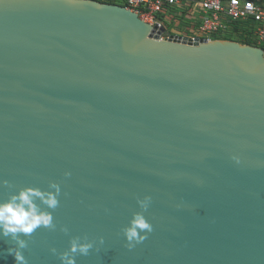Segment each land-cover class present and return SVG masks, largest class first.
Listing matches in <instances>:
<instances>
[{
    "label": "water",
    "instance_id": "1",
    "mask_svg": "<svg viewBox=\"0 0 264 264\" xmlns=\"http://www.w3.org/2000/svg\"><path fill=\"white\" fill-rule=\"evenodd\" d=\"M163 32L112 2L0 0V200L61 187L28 264H60L71 236L105 241L76 264H264L263 51ZM145 195L153 230L129 250Z\"/></svg>",
    "mask_w": 264,
    "mask_h": 264
},
{
    "label": "clouds",
    "instance_id": "2",
    "mask_svg": "<svg viewBox=\"0 0 264 264\" xmlns=\"http://www.w3.org/2000/svg\"><path fill=\"white\" fill-rule=\"evenodd\" d=\"M230 159L236 164L240 163L238 155H232ZM63 175L68 177L71 173L65 171ZM0 186L13 187L7 180H0ZM60 196L59 183L51 181L46 189L24 186L15 192H9L6 199L0 200V240H5L11 245L5 251L14 258L15 264H28L24 254L28 248L26 238L31 237L38 229L57 230L58 225L53 213L59 207ZM151 199L148 195L138 197L136 204L140 211L132 212L127 225L120 230L125 239V247L129 250L142 243L153 230L144 215L151 204ZM59 231L67 235L69 229L65 225H59ZM104 242L103 236H98L95 240L87 236H71L67 249L57 252L56 248L50 247L49 252L58 257L60 264H76L77 255L87 256L94 248L99 251Z\"/></svg>",
    "mask_w": 264,
    "mask_h": 264
},
{
    "label": "built area",
    "instance_id": "3",
    "mask_svg": "<svg viewBox=\"0 0 264 264\" xmlns=\"http://www.w3.org/2000/svg\"><path fill=\"white\" fill-rule=\"evenodd\" d=\"M151 25L165 27L160 38H166V23L184 17L191 32L187 37L228 39L231 35L252 41L264 55V3L260 0H116ZM166 22V23H165ZM162 35H165L163 37ZM181 35L182 34H177ZM233 40V39H232Z\"/></svg>",
    "mask_w": 264,
    "mask_h": 264
},
{
    "label": "rangeland",
    "instance_id": "4",
    "mask_svg": "<svg viewBox=\"0 0 264 264\" xmlns=\"http://www.w3.org/2000/svg\"><path fill=\"white\" fill-rule=\"evenodd\" d=\"M101 1V0H100ZM102 1H106L109 2L110 0H102ZM262 3H264V0H260ZM187 24H189L188 22H186V20L184 19V17H180V19L177 22H171V24H167L166 25V30L167 33H177V34H182L183 36L189 35L190 34V30L187 29L188 26ZM163 37H165V35H162ZM233 40L238 41L240 43H245V44H251L247 39L239 37L238 35H231Z\"/></svg>",
    "mask_w": 264,
    "mask_h": 264
},
{
    "label": "trees",
    "instance_id": "5",
    "mask_svg": "<svg viewBox=\"0 0 264 264\" xmlns=\"http://www.w3.org/2000/svg\"><path fill=\"white\" fill-rule=\"evenodd\" d=\"M102 1V0H101ZM109 2H112V3H119L118 1H116V0H110ZM166 23V22H165ZM167 24H171V23H166L165 25H167ZM239 37H240V35H239ZM226 38H228V39H233L232 38V36H229V37H226ZM248 41H250L249 39H247ZM249 43H251L252 44V41L251 42H249Z\"/></svg>",
    "mask_w": 264,
    "mask_h": 264
}]
</instances>
